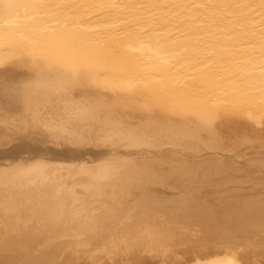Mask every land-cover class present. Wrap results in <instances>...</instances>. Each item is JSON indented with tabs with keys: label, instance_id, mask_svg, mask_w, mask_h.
I'll return each instance as SVG.
<instances>
[{
	"label": "bare ground",
	"instance_id": "obj_1",
	"mask_svg": "<svg viewBox=\"0 0 264 264\" xmlns=\"http://www.w3.org/2000/svg\"><path fill=\"white\" fill-rule=\"evenodd\" d=\"M0 264H264V0H0Z\"/></svg>",
	"mask_w": 264,
	"mask_h": 264
},
{
	"label": "rangeland",
	"instance_id": "obj_2",
	"mask_svg": "<svg viewBox=\"0 0 264 264\" xmlns=\"http://www.w3.org/2000/svg\"><path fill=\"white\" fill-rule=\"evenodd\" d=\"M21 44H18L17 42L16 43H13V46H20Z\"/></svg>",
	"mask_w": 264,
	"mask_h": 264
}]
</instances>
